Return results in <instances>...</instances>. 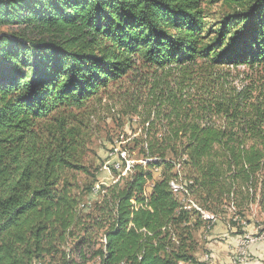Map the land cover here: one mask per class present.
Segmentation results:
<instances>
[{"label":"trees","instance_id":"1","mask_svg":"<svg viewBox=\"0 0 264 264\" xmlns=\"http://www.w3.org/2000/svg\"><path fill=\"white\" fill-rule=\"evenodd\" d=\"M263 219L264 0H0V264H210L202 229Z\"/></svg>","mask_w":264,"mask_h":264},{"label":"rangeland","instance_id":"2","mask_svg":"<svg viewBox=\"0 0 264 264\" xmlns=\"http://www.w3.org/2000/svg\"><path fill=\"white\" fill-rule=\"evenodd\" d=\"M114 103L115 102L104 98L101 103L97 101L89 105L87 109L85 108L81 111L74 112L75 116L77 115L76 123H83L87 126L88 147L85 152L86 157L84 161L92 174L98 176L100 184L97 186H99V188L100 185L109 183L110 181L115 180V178L117 179L115 172L107 167L109 162L112 164L113 162L118 161V156H116V152L112 150L113 145L110 140L114 134H118L122 131L119 128V125L121 127L122 123H118L117 120L115 121V119L110 118V112L112 108H114ZM122 158L127 159L128 153H123ZM135 158L136 157L132 158L133 163L137 162ZM139 162L144 163V161ZM91 183H93L91 177H83L84 185L87 186ZM177 185L181 186V183ZM260 224L261 228L264 229V219ZM202 245L203 244H201V247L204 249V246Z\"/></svg>","mask_w":264,"mask_h":264},{"label":"crops","instance_id":"3","mask_svg":"<svg viewBox=\"0 0 264 264\" xmlns=\"http://www.w3.org/2000/svg\"><path fill=\"white\" fill-rule=\"evenodd\" d=\"M242 231L244 235H237V230L231 229L222 220H218L212 228L202 229L197 238L204 249L198 253V259L207 262L208 258L211 264H236L241 258V241L248 234L257 233L258 228L251 226ZM242 264H264V239L246 246Z\"/></svg>","mask_w":264,"mask_h":264},{"label":"built area","instance_id":"4","mask_svg":"<svg viewBox=\"0 0 264 264\" xmlns=\"http://www.w3.org/2000/svg\"><path fill=\"white\" fill-rule=\"evenodd\" d=\"M108 167V166H107ZM109 168V167H108ZM107 168V169H108ZM115 168L117 170H119V164H116L115 165ZM98 187L97 186L95 188V193L97 194V191H98ZM209 220H215V217L209 215ZM264 239V229L260 227H258V231L257 233L255 234H248L242 241H241V245H240V251H241V254L239 257H241L238 261H236V264H242L243 263V257L245 256V248L246 246H248L249 244H253L257 241H260ZM207 261H208V258H207ZM209 262V261H208ZM211 264V263H210Z\"/></svg>","mask_w":264,"mask_h":264},{"label":"bare ground","instance_id":"5","mask_svg":"<svg viewBox=\"0 0 264 264\" xmlns=\"http://www.w3.org/2000/svg\"><path fill=\"white\" fill-rule=\"evenodd\" d=\"M173 187H174V189H176V190H178V189H179V187H178V186H176L175 184H173ZM206 217H207V219H209V215H206Z\"/></svg>","mask_w":264,"mask_h":264}]
</instances>
